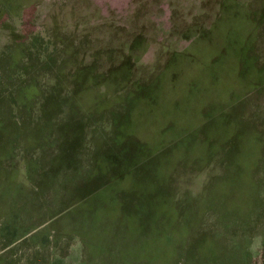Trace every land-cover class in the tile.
Listing matches in <instances>:
<instances>
[{
	"label": "rangeland",
	"instance_id": "374dc122",
	"mask_svg": "<svg viewBox=\"0 0 264 264\" xmlns=\"http://www.w3.org/2000/svg\"><path fill=\"white\" fill-rule=\"evenodd\" d=\"M168 200L176 264L264 240V0H0V264H139Z\"/></svg>",
	"mask_w": 264,
	"mask_h": 264
},
{
	"label": "trees",
	"instance_id": "16d2710c",
	"mask_svg": "<svg viewBox=\"0 0 264 264\" xmlns=\"http://www.w3.org/2000/svg\"><path fill=\"white\" fill-rule=\"evenodd\" d=\"M187 78L191 79V77L190 76L188 77V75L186 73L182 74V72H181L180 76H179V80L177 83L184 82ZM183 92H184L183 88L180 86L176 90H174L173 94L177 95V94H182ZM29 96H32V95H29ZM98 123H101L102 125H104V123H102L101 121H98ZM81 202H83V204L81 206H78V204H74L72 206H68L67 210H70L71 208H75L76 206H78L79 208H85L88 206L89 200H87L86 198H83V200H81ZM170 204L171 203L169 200L165 201L163 203V205H164L163 210L164 211L162 212L160 219L157 223V227H156L157 232H159V234H157V235H158V237H160V239L156 242V245L152 242V237H155V235L153 236V234H151L152 237L147 239V240H145L143 237L144 240L140 244L141 248H140L139 252L142 255H141V259H140L141 261H139V264H170V263L176 264V261L174 260V254H176L177 252L173 251L172 254H170L168 256L161 255L163 253V234H164V237L166 239L169 237L171 241H174L176 243V240H172V238L175 236V234L178 235V233L180 232L179 226L181 223L183 224V220H184L183 213L181 211L176 212L172 207H170ZM142 205H143V207L145 205V202H143V200H142ZM79 220H81V217ZM175 226H177V228ZM188 226L190 227V225H187L186 230L189 228ZM74 227L75 228L73 229V231L79 233V237L82 240V242H84L85 246L89 244L88 246L90 247V250H91V244L89 243V242H91V239H89V237H88L92 231L91 227L88 225V223H86L84 228H82L79 224L75 225ZM130 230H132V229H130ZM175 231H176V233H175ZM6 233H7V231H5V228L2 227L0 230V240L7 243L8 247H9L7 250H9L11 248L10 251H12L13 250L12 247L15 245V242H18L19 240L14 241V238L13 239L10 238L11 236L8 235V233L7 234ZM123 235H125V234L122 233V237H123ZM42 236L43 237H41L40 239H33V237L32 238L31 237L26 238L25 235L21 237V240L22 241L24 240V243H27V244L29 243V245L31 244V248L34 249V251H33L34 258L33 259H26L22 264H46V261L48 259L45 260V257H49V255L50 254L52 255L53 253L49 251V246L47 245V243H48L47 237L50 236V234L44 233ZM203 236L205 239L202 243L203 244L205 243V245H208V243L211 242L208 239L213 240V239H211V235H209V236L203 235ZM252 236H253V234L249 233V236L247 237L248 243H250L252 241V239H251ZM92 239L95 240L96 238L92 237ZM101 247H102V253H107V246L105 244H102ZM222 251L223 252L229 251V248L228 249H222ZM242 254H243L242 255V263L244 262V264H264V240L261 241L256 246H254V252H253V250L251 251V248H249L246 251L242 252ZM182 255L183 256L181 258L184 259L183 264H193V263L189 262V260L187 259V253L186 252ZM38 257H40V259L42 258L44 261L39 262V260L37 259ZM10 258H11V255L9 257H7L2 262V264H14V262H12V260L10 262ZM127 258H130V257H122V259H120V260L123 263V261L127 260ZM200 263H202V264H219L220 260L218 259V257L216 255H214L213 259L201 261Z\"/></svg>",
	"mask_w": 264,
	"mask_h": 264
}]
</instances>
